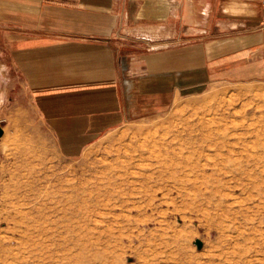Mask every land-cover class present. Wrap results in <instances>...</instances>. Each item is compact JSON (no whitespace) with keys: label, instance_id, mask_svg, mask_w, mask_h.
Returning <instances> with one entry per match:
<instances>
[{"label":"rangeland","instance_id":"obj_1","mask_svg":"<svg viewBox=\"0 0 264 264\" xmlns=\"http://www.w3.org/2000/svg\"><path fill=\"white\" fill-rule=\"evenodd\" d=\"M169 32L133 38L123 72L195 43ZM0 50V264H264V78L198 81L87 143Z\"/></svg>","mask_w":264,"mask_h":264},{"label":"crops","instance_id":"obj_2","mask_svg":"<svg viewBox=\"0 0 264 264\" xmlns=\"http://www.w3.org/2000/svg\"><path fill=\"white\" fill-rule=\"evenodd\" d=\"M166 27L195 43L149 55L146 75L123 72L118 57L142 53L130 41ZM1 46L42 119L89 143L198 81L263 79L264 0H0Z\"/></svg>","mask_w":264,"mask_h":264},{"label":"water","instance_id":"obj_3","mask_svg":"<svg viewBox=\"0 0 264 264\" xmlns=\"http://www.w3.org/2000/svg\"><path fill=\"white\" fill-rule=\"evenodd\" d=\"M4 135V129L2 127H0V138H2ZM198 247L201 248L202 247V243L198 242Z\"/></svg>","mask_w":264,"mask_h":264},{"label":"bare ground","instance_id":"obj_4","mask_svg":"<svg viewBox=\"0 0 264 264\" xmlns=\"http://www.w3.org/2000/svg\"><path fill=\"white\" fill-rule=\"evenodd\" d=\"M216 146V145H215ZM217 148V147H216ZM127 173V172H126ZM24 213V212H23Z\"/></svg>","mask_w":264,"mask_h":264}]
</instances>
